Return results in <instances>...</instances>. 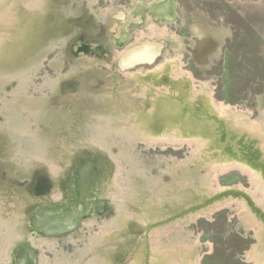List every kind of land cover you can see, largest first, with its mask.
Here are the masks:
<instances>
[{
  "label": "water",
  "instance_id": "obj_1",
  "mask_svg": "<svg viewBox=\"0 0 264 264\" xmlns=\"http://www.w3.org/2000/svg\"><path fill=\"white\" fill-rule=\"evenodd\" d=\"M182 11L0 0V264H264L262 95L184 69Z\"/></svg>",
  "mask_w": 264,
  "mask_h": 264
},
{
  "label": "rangeland",
  "instance_id": "obj_2",
  "mask_svg": "<svg viewBox=\"0 0 264 264\" xmlns=\"http://www.w3.org/2000/svg\"><path fill=\"white\" fill-rule=\"evenodd\" d=\"M179 1L187 11H182L179 24L173 22L174 32L192 40L196 38V45L184 44L186 51L181 58L184 64L187 61L184 69L202 83L215 79L212 95L215 100H223L217 97L219 93L228 95L236 101L224 100L223 104H244L253 110L249 119L260 117V95L264 111V0ZM233 38L239 42L246 68L240 77L232 78L239 84L237 93L229 88L230 77L223 78L225 49ZM249 70L257 72V78H251Z\"/></svg>",
  "mask_w": 264,
  "mask_h": 264
},
{
  "label": "trees",
  "instance_id": "obj_3",
  "mask_svg": "<svg viewBox=\"0 0 264 264\" xmlns=\"http://www.w3.org/2000/svg\"><path fill=\"white\" fill-rule=\"evenodd\" d=\"M225 50H226L225 57L223 59V67H224L223 78L225 80H227L230 77L231 83L229 85V88H230V90L235 91V93H237L239 90V84H237V81L233 80L232 78L233 77H240L241 71L243 72L246 70V68L243 65L244 59L241 58L239 42H235L234 38H233L231 40V42H229V44H227ZM250 73H251V78L252 77L257 78V77H255L257 75L256 74L257 72L250 71ZM247 83L248 82H246L245 85ZM217 97L222 98V99L227 100V101H231V102L236 101L235 99H231L230 96H228V95L223 96L220 93L217 94ZM200 225L202 226L203 224L200 223ZM206 225L208 227L213 226L211 223H207ZM219 233H221V232L218 231L217 234H215V235L213 234L210 237L212 238L213 241H215V243L218 244L219 247H222V248L225 247V248H229L230 250L234 249L235 251H242L244 249V246H246L250 242V239L248 237L241 238V237H238L235 235H231V236H229V238H226V237L224 238L223 234H219ZM226 240H228V241L230 240L232 245L228 246ZM235 251H233V252H235ZM213 254H215V252ZM232 256H233V253L229 254V256L226 257V259L231 260ZM203 262L205 264H209L207 262L206 258L203 259Z\"/></svg>",
  "mask_w": 264,
  "mask_h": 264
}]
</instances>
